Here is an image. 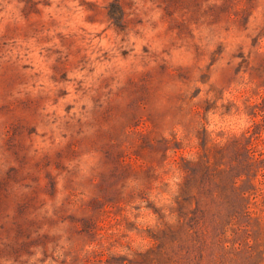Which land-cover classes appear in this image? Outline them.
Masks as SVG:
<instances>
[{
  "label": "rangeland",
  "instance_id": "obj_1",
  "mask_svg": "<svg viewBox=\"0 0 264 264\" xmlns=\"http://www.w3.org/2000/svg\"><path fill=\"white\" fill-rule=\"evenodd\" d=\"M0 264H264V0H0Z\"/></svg>",
  "mask_w": 264,
  "mask_h": 264
}]
</instances>
